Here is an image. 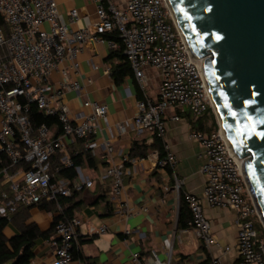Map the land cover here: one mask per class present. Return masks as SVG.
Masks as SVG:
<instances>
[{"label":"built area","instance_id":"built-area-1","mask_svg":"<svg viewBox=\"0 0 264 264\" xmlns=\"http://www.w3.org/2000/svg\"><path fill=\"white\" fill-rule=\"evenodd\" d=\"M88 1L95 5L92 29L72 30L61 22L54 0H0V216L7 222L18 207L43 202L56 203L61 215L59 198H69L73 192L93 185L81 177L73 183L57 178L61 170L72 167L70 157L61 156L56 165L52 162L57 153L65 152L68 141H82L86 151L96 149L98 122L107 116V106L93 101L83 103L88 113L74 116L66 105L56 106L66 92L80 91L67 69L61 70L65 81L58 88L49 86L52 72L65 61L70 62L69 71L77 73L76 59L87 42L106 45L110 51L120 46L143 92L148 87L146 70L159 74L157 97L137 102L133 120L116 124L119 132L129 128L136 132L148 130L163 140L167 122L180 121L186 110L193 119H200L213 109L201 61L190 54L166 0H125L123 9L113 0ZM69 17L70 23L78 22V11L71 10ZM112 32H116L119 43L104 38ZM32 106L44 116L57 118L58 135L45 124L33 125L29 117ZM187 139L202 149L198 158L205 179L201 196L183 194L191 215L190 228L208 250L215 248L226 256L232 248L219 244L202 204L229 210L235 214L237 227V257L233 264H264V226L247 187L242 160L232 153L220 126L210 133L191 130ZM104 146L108 155L112 154L110 143ZM175 163L168 149L163 159L156 158L159 169L173 168ZM122 176L123 166L115 165L108 166L102 176L111 181L113 197L121 194ZM181 184L177 181V192ZM80 227L81 220L76 217L56 221L53 235L47 240V255L30 264H87L72 255L73 249L79 250ZM88 233L102 235L105 227ZM165 251L164 261L155 252L149 258L133 253L130 264H174L172 247ZM209 264H223V260L212 257Z\"/></svg>","mask_w":264,"mask_h":264},{"label":"crops","instance_id":"crops-1","mask_svg":"<svg viewBox=\"0 0 264 264\" xmlns=\"http://www.w3.org/2000/svg\"><path fill=\"white\" fill-rule=\"evenodd\" d=\"M54 2L61 22L69 28L92 29L96 19L94 4L88 0ZM113 2L119 9L125 7V0ZM73 9L78 11L79 20L72 24L69 13ZM47 28L44 25V29ZM111 52L106 45L89 41L76 59V74L69 71L70 62L65 61L49 78V86L58 88L65 81L61 70L67 69L69 78L79 84V92H66L55 102L56 106L66 105L73 116L89 112L83 107L86 101L107 106L106 118L98 122L99 128L95 135L97 148L88 151L93 161L74 169L76 177L73 182L79 181L81 177L93 183L92 187L83 188L77 195L80 205L75 210L74 217L81 220L80 238L88 240L79 246V252L85 259H89L87 264H130L133 253L149 258L151 252H155L164 261L165 250L171 246L174 264H209L212 257H221L223 264H233L237 257V227L233 212L212 209L205 202L202 204L204 215L219 244L232 248L226 256H221L215 248L208 250L190 226L182 229L178 225L182 201L184 202L183 194L201 196L205 183L204 176L200 173L201 160L198 158L202 149L187 139L192 130L190 117L183 114L180 121L170 123L161 143V153L164 158L168 149L176 163L173 168L159 169L156 166L159 147L153 132H136L130 128L119 132L116 129L119 122L133 120L137 102L146 97H157L159 74L152 69L146 70L148 87L145 92L137 85L134 74L115 82L111 77V69L117 61L108 60ZM107 68L109 72L105 73ZM200 123L206 128L205 122ZM107 142L113 149L110 155L104 146ZM67 144L68 147L61 156L70 157L72 150L76 154L81 150L78 143L71 144L68 141ZM134 144L136 148L132 150ZM112 165L123 166V186L118 197L112 196L111 181L102 179L106 168ZM177 181L182 182L179 192L175 189ZM59 217L56 209L46 211L35 206L28 211L26 224H35L41 233H45L54 227ZM100 227H105L104 234L87 235L91 229L97 230ZM17 232L10 225L3 234L11 239ZM47 240L41 241L35 247L33 260L38 261L47 255Z\"/></svg>","mask_w":264,"mask_h":264},{"label":"water","instance_id":"water-1","mask_svg":"<svg viewBox=\"0 0 264 264\" xmlns=\"http://www.w3.org/2000/svg\"><path fill=\"white\" fill-rule=\"evenodd\" d=\"M167 2L264 226V0Z\"/></svg>","mask_w":264,"mask_h":264},{"label":"trees","instance_id":"trees-1","mask_svg":"<svg viewBox=\"0 0 264 264\" xmlns=\"http://www.w3.org/2000/svg\"><path fill=\"white\" fill-rule=\"evenodd\" d=\"M104 38L119 43L116 32L106 34ZM108 60L117 61L115 67L111 69V77L115 80V82H118L125 76H133L130 64L123 54V50L120 46L117 50L110 53ZM184 115H187V117H189L188 113H185ZM29 117L33 125L39 126L41 124H45L47 127L52 128L55 135H58L60 133L59 122L57 118L47 117L43 114L38 113L35 106H32L30 108ZM189 122L192 125V130L194 131H201L203 133H210L211 131L205 128L204 125H202V123H200L199 121L194 122L190 118ZM154 137L155 141L158 142L159 159H163V154L161 153L163 149V146L161 145L162 139L156 137L155 134ZM74 143L80 144L81 150L77 154L74 152V150H72V152L70 153V161L72 163V167L61 170L57 176V178H59L60 180H66L70 183H73L76 177V173L74 171L76 167H81L83 163L89 164L93 161V158L89 155L88 151L84 150L82 141H74ZM135 148L136 144L133 145L132 150H134ZM60 157V153H57L54 156V158L52 159L53 165H56L58 163ZM81 192L82 191L73 192L69 198H59L57 200V203L62 208V214L60 215L59 219L68 220L74 217V212L80 205V201H77V195ZM33 207L35 206L18 207L16 212L11 216L10 222H7L5 218L0 216V264H30V262L34 258L35 247L41 241L47 239L49 240L52 237L54 227H52L48 232L41 233L35 224H26V220L28 219V211ZM38 207L41 209H45L46 211H53L56 209V203L43 202L39 204ZM190 221V212L186 204L182 201L178 221L179 228L185 229L187 226H189ZM10 225H13L18 230V232L11 239H6L3 231ZM257 226L259 227V229H261L259 224H257ZM87 242L88 240L79 238V246ZM72 255L75 260H83L85 262H89V259H85L81 255L79 250L73 249Z\"/></svg>","mask_w":264,"mask_h":264},{"label":"rangeland","instance_id":"rangeland-1","mask_svg":"<svg viewBox=\"0 0 264 264\" xmlns=\"http://www.w3.org/2000/svg\"><path fill=\"white\" fill-rule=\"evenodd\" d=\"M186 111H187L189 117L194 122H196V121L205 122L206 123V128L211 130L210 132H216V131L219 130V123H218L217 117L215 115V111L213 109H210V111L204 117H202L200 119H193L191 114H190V112L188 110H186ZM170 125L171 124L169 122H167L166 127H165L166 131H167V129H169ZM256 229H257L258 233L260 234L259 227L257 226V223H256Z\"/></svg>","mask_w":264,"mask_h":264},{"label":"bare ground","instance_id":"bare-ground-1","mask_svg":"<svg viewBox=\"0 0 264 264\" xmlns=\"http://www.w3.org/2000/svg\"><path fill=\"white\" fill-rule=\"evenodd\" d=\"M166 2H167V0H166ZM168 3V2H167ZM212 104H213V102H212ZM213 109L215 110V108H214V106H213ZM222 130V129H221ZM222 133H223V135H224V137H225V134H224V132H223V130H222ZM226 139V138H225ZM238 159V158H237ZM239 161H241V159H238ZM243 161V160H242ZM250 192V191H249ZM258 210V209H257ZM258 213H259V210H258ZM260 214V213H259Z\"/></svg>","mask_w":264,"mask_h":264},{"label":"snow or ice","instance_id":"snow-or-ice-1","mask_svg":"<svg viewBox=\"0 0 264 264\" xmlns=\"http://www.w3.org/2000/svg\"><path fill=\"white\" fill-rule=\"evenodd\" d=\"M219 39V37H217Z\"/></svg>","mask_w":264,"mask_h":264}]
</instances>
